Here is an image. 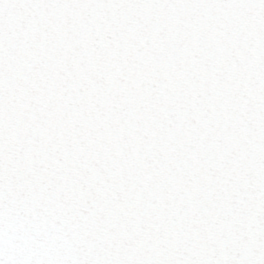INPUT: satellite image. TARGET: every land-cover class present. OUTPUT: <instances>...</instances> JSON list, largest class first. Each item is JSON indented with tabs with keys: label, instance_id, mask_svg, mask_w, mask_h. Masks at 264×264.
<instances>
[{
	"label": "snow or ice",
	"instance_id": "snow-or-ice-1",
	"mask_svg": "<svg viewBox=\"0 0 264 264\" xmlns=\"http://www.w3.org/2000/svg\"><path fill=\"white\" fill-rule=\"evenodd\" d=\"M0 264H264V0H0Z\"/></svg>",
	"mask_w": 264,
	"mask_h": 264
}]
</instances>
